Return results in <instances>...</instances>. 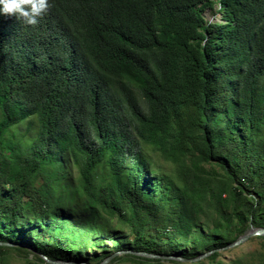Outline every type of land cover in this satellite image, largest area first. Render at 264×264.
I'll use <instances>...</instances> for the list:
<instances>
[{
	"label": "trees",
	"instance_id": "obj_1",
	"mask_svg": "<svg viewBox=\"0 0 264 264\" xmlns=\"http://www.w3.org/2000/svg\"><path fill=\"white\" fill-rule=\"evenodd\" d=\"M48 3L0 15V241L80 261L111 234L84 262L159 264L134 251L213 259L264 228V0ZM223 195L235 228L208 224Z\"/></svg>",
	"mask_w": 264,
	"mask_h": 264
},
{
	"label": "rangeland",
	"instance_id": "obj_2",
	"mask_svg": "<svg viewBox=\"0 0 264 264\" xmlns=\"http://www.w3.org/2000/svg\"><path fill=\"white\" fill-rule=\"evenodd\" d=\"M206 15L208 18L213 19L218 16V14L214 15L215 12L207 9ZM154 158L158 163L160 169L163 170H171L172 169V156L168 155L166 152H163L161 149H156L154 151ZM204 167L206 170L211 172L212 174H218V168L212 164L204 163ZM223 202L225 206L228 205V213L227 218L218 216L216 210L212 207L207 208V216L209 217L210 222L208 223L209 226L215 224L214 220L219 219L223 224L227 225L230 224L232 227H236L238 224V219L236 215L233 214V203H231V196L230 195H223ZM198 217L201 220L205 218V214L201 213L199 210L197 212ZM228 219L230 222H228ZM253 228H258L256 226H250L249 230ZM126 232L129 229H125ZM233 237L235 235V230L231 234ZM3 242V241H1ZM103 245L99 246V248L93 249H86L82 250L79 255L80 258L77 260L85 261V259H92L102 257L101 254L102 248L108 249L109 251L114 249V244L112 241V235H106L103 237ZM12 243V242H10ZM4 245L5 243H0ZM76 254L74 251L70 253L72 257ZM120 257H112L107 264H158L154 260H147L143 258L133 257V256H126L123 253L119 254ZM42 254L39 251H32L30 249H23L22 245L19 243H12V245H6L0 248V264H53L51 262H43L41 258ZM177 255L174 254H160V262L159 264H264V233L254 234L248 237L245 241L239 244H231L225 248L219 249V255L215 258H209L208 254L199 257L195 260L190 259H179ZM114 259V260H113ZM63 262V261H61ZM95 261H90L92 264ZM89 264V263H87Z\"/></svg>",
	"mask_w": 264,
	"mask_h": 264
},
{
	"label": "clouds",
	"instance_id": "obj_3",
	"mask_svg": "<svg viewBox=\"0 0 264 264\" xmlns=\"http://www.w3.org/2000/svg\"><path fill=\"white\" fill-rule=\"evenodd\" d=\"M48 7V0H0V15L15 16L22 23L34 26Z\"/></svg>",
	"mask_w": 264,
	"mask_h": 264
},
{
	"label": "water",
	"instance_id": "obj_4",
	"mask_svg": "<svg viewBox=\"0 0 264 264\" xmlns=\"http://www.w3.org/2000/svg\"><path fill=\"white\" fill-rule=\"evenodd\" d=\"M260 233H264V228L258 227V228H253L251 230H248L245 234L241 235L237 240H235L233 242V244H239L243 241H245L248 237H250L251 235L254 234H260ZM0 243H5L4 245H12V243L10 242H1ZM129 252V250H121V251H116L113 252L111 255H109L108 257H106L100 264H107V262H109V260L114 257L117 254H121V253H126ZM212 251H208L203 253L201 256L207 255ZM134 253L136 254H140V255H144V256H148V257H160V255H156V254H152V253H147V252H141V251H134ZM45 257V256H44ZM179 259H182L181 257H177ZM190 260H195L198 258H189ZM49 262L53 263V264H87L84 261H58V260H51V259H47Z\"/></svg>",
	"mask_w": 264,
	"mask_h": 264
}]
</instances>
